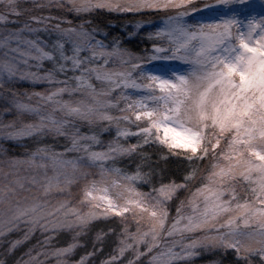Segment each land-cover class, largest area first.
Returning a JSON list of instances; mask_svg holds the SVG:
<instances>
[{
  "label": "snow or ice",
  "instance_id": "6c2138e0",
  "mask_svg": "<svg viewBox=\"0 0 264 264\" xmlns=\"http://www.w3.org/2000/svg\"><path fill=\"white\" fill-rule=\"evenodd\" d=\"M104 12L159 17L151 50ZM98 221L119 233L75 264L109 235L101 264H264V0H0V243L36 237L17 264H73Z\"/></svg>",
  "mask_w": 264,
  "mask_h": 264
},
{
  "label": "trees",
  "instance_id": "16d2710c",
  "mask_svg": "<svg viewBox=\"0 0 264 264\" xmlns=\"http://www.w3.org/2000/svg\"><path fill=\"white\" fill-rule=\"evenodd\" d=\"M69 18H73L71 14H69ZM15 19V18H13ZM23 19V18H21ZM94 23L99 24L101 27L104 28L105 31H111L113 36H122V38L125 40L124 46L127 47L129 50L135 52V53H143L146 48H148L149 43L144 37H138L135 36L133 39L128 42L127 39H125V34L127 35L129 29H131V25L136 23L138 20H143V22L153 21L154 20H160L159 17H141L140 15L134 14H116V13H107L104 12L102 15L99 16H93L92 17ZM125 30V31H124ZM144 36L146 37L145 29H143ZM141 30V31H143ZM102 137H108L109 134L104 133L101 135ZM112 136V135H111ZM26 144L29 145V147H32V143L29 140L25 141ZM11 155L14 156H22L24 154V149L13 146L11 150ZM139 157H134L132 160L125 161L124 164H122V167H125L126 169L130 171H134L136 164L140 163ZM150 163L155 166L157 163H159V168L167 170L176 171L177 165L175 163H168L165 161L159 160L158 156L153 155L152 161ZM147 170V169H145ZM159 171V169H157ZM182 178V177H181ZM174 213V209H173ZM118 224L112 223V222H105V221H98L96 222V226L89 231V233L86 236H83L80 238V242L83 245V247L77 248L74 254V258H80L81 256L86 255V253L91 252L93 250V242L95 240L96 233L98 232H108L109 229L115 230V233H118ZM23 235V233H13L9 237L10 239H18ZM38 233L36 234V236ZM38 237V236H37ZM68 241V235L67 233L62 234L58 240L55 242L56 247H64L67 244ZM116 242V235H109L105 238V241L102 245L103 251L98 252L95 257L92 259V264H101V260L107 258L109 254L114 249V245ZM37 243L36 237H33L31 240L25 242L22 246H20L14 253L10 255L5 254V245L3 243H0V262L2 264H17V261L21 259V257H24L27 259V257L24 255L29 248L34 246ZM199 260H202L204 262H208L211 260H217L219 257L213 256L212 254H203L199 257ZM148 257H142V261L144 262L147 260ZM235 257L229 255L226 260L231 261L234 260Z\"/></svg>",
  "mask_w": 264,
  "mask_h": 264
},
{
  "label": "rangeland",
  "instance_id": "374dc122",
  "mask_svg": "<svg viewBox=\"0 0 264 264\" xmlns=\"http://www.w3.org/2000/svg\"><path fill=\"white\" fill-rule=\"evenodd\" d=\"M160 22V20H154L153 19V21L152 22H144L145 23V33L147 34V31H153L154 30V25L156 24V23H159ZM135 24V23H134ZM133 24V25H134ZM133 25H131V29H132V27H133ZM9 27H15V25H9ZM143 30V29H142ZM125 31V30H124ZM128 31V30H127ZM143 32H144V30L143 31H140V33L137 35L138 37H144L145 38V36H144V34H143ZM125 39H127V35L125 34ZM147 40V39H146ZM148 41V40H147ZM148 43H149V46H148V50L150 51L151 50V47H152V43L150 42V41H148ZM32 88V86L31 85H29V84H23L22 86H20L19 87V90L21 91V92H23L24 90H26V89H28V90H30ZM36 90H42L41 88H40V86H37L36 87ZM7 118H11V117H7ZM103 135V134H102ZM114 135H115V132H114V130H113V132H112V136H108V137H102L101 136V139L102 140H104V142L105 143H107L110 139H112L113 137H114ZM130 142H132V143H134L135 142V138L133 137V138H130ZM58 150H62V149H58ZM73 155H75V154H72V155H70V157L69 158H72V156ZM174 209V208H173ZM174 214V213H173ZM118 224V223H117ZM118 227H119V224H118ZM118 233H119V228H118ZM117 233V234H118ZM67 235H68V241H67V244L71 241V239H72V237H71V235L70 234H68L67 233ZM37 236H39V233H38V235ZM67 244L65 245V246H67ZM64 246V247H65ZM116 247V242H115V245H114V248ZM205 254H207V253H205ZM129 256H131V253H128V254H126V256H125V258H123V264H128V257ZM200 257V256H199ZM199 257H197L196 259H195V261H194V264H213V262H214V260H211V261H208V262H204V261H202V260H199L200 258ZM71 259V261L73 262V264H75V262L76 261H78L80 258H74V255L70 258ZM142 259V258H141ZM48 264H55V258H49V261H48ZM143 264H147V260H145L144 262H143Z\"/></svg>",
  "mask_w": 264,
  "mask_h": 264
}]
</instances>
